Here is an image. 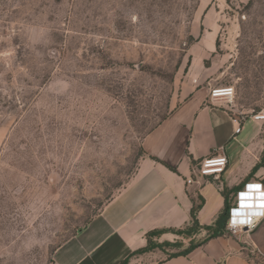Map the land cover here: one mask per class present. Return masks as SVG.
Wrapping results in <instances>:
<instances>
[{"label":"rangeland","instance_id":"obj_1","mask_svg":"<svg viewBox=\"0 0 264 264\" xmlns=\"http://www.w3.org/2000/svg\"><path fill=\"white\" fill-rule=\"evenodd\" d=\"M197 84L264 107V0H0V264H52Z\"/></svg>","mask_w":264,"mask_h":264},{"label":"crops","instance_id":"obj_2","mask_svg":"<svg viewBox=\"0 0 264 264\" xmlns=\"http://www.w3.org/2000/svg\"><path fill=\"white\" fill-rule=\"evenodd\" d=\"M211 88L204 84L189 88L146 135L145 155L130 182L56 250L52 264H119L147 244L148 231L189 225L194 198L202 197L198 220L208 225L225 206V187L234 188L230 199L236 203V191L243 189L242 185H264V122L250 115L238 116L228 104H212ZM217 152L228 157L221 177L205 176L188 184L193 165ZM167 233L170 235L164 240L179 238ZM248 237L253 246L245 243ZM256 259L264 262V212L249 234L235 237L227 232L186 255H167L149 264H256Z\"/></svg>","mask_w":264,"mask_h":264},{"label":"built area","instance_id":"obj_3","mask_svg":"<svg viewBox=\"0 0 264 264\" xmlns=\"http://www.w3.org/2000/svg\"><path fill=\"white\" fill-rule=\"evenodd\" d=\"M236 96V90L231 85L214 86L209 93V101L215 105L231 104ZM250 117L257 121L264 122V107L254 112ZM241 131L239 125L236 132ZM228 165V157L224 152L206 156L192 167V175L188 178V184L195 183L201 177L213 176L220 178ZM246 183L244 188L237 193L235 206L231 209L228 231L235 237L249 234L253 231L264 212V185ZM247 246H253L252 240L248 237L245 241Z\"/></svg>","mask_w":264,"mask_h":264},{"label":"trees","instance_id":"obj_4","mask_svg":"<svg viewBox=\"0 0 264 264\" xmlns=\"http://www.w3.org/2000/svg\"><path fill=\"white\" fill-rule=\"evenodd\" d=\"M243 187L245 186L242 185ZM238 188V187H236ZM233 189H227L226 187L223 189V194L225 196V206L222 211L219 213L217 218L212 224L202 225L198 220V212L202 207V197L199 196V199H193L194 204L191 210L192 221L189 225L183 228H159L152 229L147 232V244L141 248H138L131 252L127 257L122 259L119 264H129L131 258L137 254L152 251L155 249L165 250L166 246L170 247L173 252H168V257L178 256V255H186L193 251L194 249L204 245L206 242L211 240L212 238L222 236L226 234L228 231V224L230 221L231 209L235 206L236 203L230 199V192ZM242 190L238 189L237 193ZM89 223V222H88ZM81 228L79 231H81ZM78 231V232H79ZM171 232L178 235V239L176 241H159V237L163 234ZM75 235V234H74Z\"/></svg>","mask_w":264,"mask_h":264}]
</instances>
